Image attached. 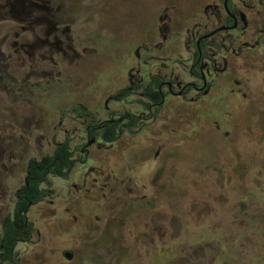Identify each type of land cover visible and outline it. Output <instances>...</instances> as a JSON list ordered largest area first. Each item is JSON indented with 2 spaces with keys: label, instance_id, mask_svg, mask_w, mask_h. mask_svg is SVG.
I'll return each instance as SVG.
<instances>
[{
  "label": "rangeland",
  "instance_id": "1",
  "mask_svg": "<svg viewBox=\"0 0 264 264\" xmlns=\"http://www.w3.org/2000/svg\"><path fill=\"white\" fill-rule=\"evenodd\" d=\"M203 1L0 0V223L28 160L66 135L84 141L69 110L107 119L140 44L161 41L157 15L170 8L175 29ZM248 71L237 94L171 98L149 130L95 144L68 180L50 178L21 264H264V71ZM134 100L109 107L139 113Z\"/></svg>",
  "mask_w": 264,
  "mask_h": 264
},
{
  "label": "flooded vegetation",
  "instance_id": "2",
  "mask_svg": "<svg viewBox=\"0 0 264 264\" xmlns=\"http://www.w3.org/2000/svg\"><path fill=\"white\" fill-rule=\"evenodd\" d=\"M196 4L199 6L195 9L196 15L188 18L189 21L183 20L175 29L171 19H168L170 8H166L162 15H157L156 23L151 27L154 29L159 22L154 32H157L161 41L155 46L140 44L136 50L135 68L128 72L129 84L106 97L107 119L97 120L95 112L82 104H76L69 110L75 121L85 124L84 141L73 145L70 135H66L63 141L55 143L52 154L30 159L42 160L51 156L59 144L68 142L75 166L65 177L50 176L49 181L50 178L68 180L79 163H86L90 148L95 144L100 147L114 146L124 134L135 135L149 130L169 99L201 102L224 92L225 89H231L230 94H237L232 86L243 85V81L237 79L238 75L248 68L250 73L257 65H261L264 71V0H211ZM148 28L146 26L138 38H142ZM125 92L126 95L122 98H116ZM130 98H136L133 103L139 113L121 114L109 107L111 103L121 104ZM77 106L88 114L78 117L73 111ZM106 123H116L115 128L120 135L116 142L103 141L101 135ZM30 160L27 162L24 185L16 192L14 204L6 216L13 213L19 196L23 194V188L28 186ZM50 190L51 193L44 202L33 206L29 204L30 221L32 208L45 203L53 195L51 182ZM117 230L116 226L108 224L105 232L114 235ZM34 234L29 243L20 245L32 243ZM65 256L70 259L71 254L66 252ZM19 257L21 264L20 252Z\"/></svg>",
  "mask_w": 264,
  "mask_h": 264
},
{
  "label": "trees",
  "instance_id": "3",
  "mask_svg": "<svg viewBox=\"0 0 264 264\" xmlns=\"http://www.w3.org/2000/svg\"><path fill=\"white\" fill-rule=\"evenodd\" d=\"M124 95L126 92L116 98L120 99ZM73 111L78 117L88 114L79 106ZM115 126L116 123L105 124L101 135L104 142L113 143L119 139L120 135ZM74 166L75 161L68 142L59 144L51 156H46L42 160H30L28 186L23 188V194L19 196L13 213L1 222L0 264H20L17 248L20 243H29L35 232L34 225L28 216L29 204L33 206L44 202L51 193L49 177H65Z\"/></svg>",
  "mask_w": 264,
  "mask_h": 264
}]
</instances>
